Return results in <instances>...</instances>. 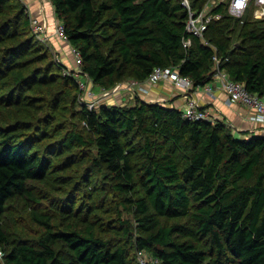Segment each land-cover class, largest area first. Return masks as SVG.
I'll use <instances>...</instances> for the list:
<instances>
[{"label":"trees","instance_id":"trees-1","mask_svg":"<svg viewBox=\"0 0 264 264\" xmlns=\"http://www.w3.org/2000/svg\"><path fill=\"white\" fill-rule=\"evenodd\" d=\"M50 1L94 84L114 86L126 75L142 82L170 67L200 87L216 57L232 80L264 97V19L246 15L240 25L218 6L208 44L191 37L184 48L182 0ZM206 1L189 4L199 11ZM101 36L112 39L108 52ZM64 69L33 33L25 3L0 0V218L17 197L41 203L30 182L51 181L65 196L45 197L52 215L31 212L44 229L35 243L10 240L0 222L3 264H140L139 250L166 264H264V136L240 138L224 121L188 119L157 102L88 108ZM78 161L85 166L76 181L66 173ZM104 172L130 204L133 226L119 217L103 223L78 202L97 194L93 179Z\"/></svg>","mask_w":264,"mask_h":264},{"label":"rangeland","instance_id":"rangeland-1","mask_svg":"<svg viewBox=\"0 0 264 264\" xmlns=\"http://www.w3.org/2000/svg\"><path fill=\"white\" fill-rule=\"evenodd\" d=\"M97 2H101L102 0H96ZM189 3H191V0H188ZM247 17V16H246ZM252 20L254 18L250 17ZM245 19V18H244ZM238 20L240 25L243 23V20ZM59 21V20H57ZM60 22V21H59ZM240 28V27H239ZM238 31H236L232 35L233 41H237L238 38ZM107 34H111L110 31H108ZM101 35V34H100ZM108 36V35H106ZM41 44L48 47V42L41 41L39 38H37ZM43 39V38H42ZM99 40L102 41L105 46V51L108 52V49L112 46V39L109 37H99ZM67 44V42H65ZM71 45L69 46L70 49ZM48 49L53 53L54 58L58 60L57 55L58 53L55 52V49L52 47H48ZM74 60V59H73ZM59 61V60H58ZM75 69H64V74H71L73 76L81 74V65L77 66L74 62ZM65 67V66H64ZM76 77V76H75ZM81 80V79H79ZM133 83H136V81H132L131 77L127 76L121 80L117 85L109 86V87H103L99 86L97 84H94L91 79H88V84L90 87L93 86L95 88L93 91V95L91 97L87 96L85 92L80 91V97L79 100L81 103L88 106V104L93 103V108L97 109L99 106H133L141 99L134 93L138 91L139 93H145L138 90H130ZM202 87V86H200ZM126 88L133 94H125L126 99L122 101L121 98H117L116 95L118 92H113L114 90H122ZM145 89V88H144ZM146 90V89H145ZM190 91V90H189ZM109 92V94H108ZM124 98V97H122ZM143 101V100H142ZM78 107H76L77 110ZM204 109V108H202ZM208 113V112H207ZM208 119L211 122H215L216 120H213L210 118V115L208 113ZM79 127V125H77ZM138 141L135 142L137 144ZM87 151L84 153L78 154L77 158H81L83 154H86ZM93 153V152H91ZM87 159L90 158V155H87ZM84 163L77 162L72 171H68L66 174L70 177H73L74 180L78 181V179L75 178V176L78 173L83 172L84 170ZM139 168V155L133 154L132 155V171L135 177V180L138 179V169ZM114 180L109 175V173H99L97 176L94 177L93 183L94 188L96 187L97 194L89 199V195L81 196L82 200H78L80 204L90 205L92 206V210L96 211L95 218H99L103 223L107 221L108 219H116L117 217L120 218L121 221L124 223L133 226L134 224V218L133 214L130 209V204L124 203L125 195L118 194L116 192H113L111 190V185L113 184ZM53 182L49 181L48 183H35L30 182V187L32 189V193L35 196H38L41 200V203L36 204L30 199L20 198L17 197L7 203L6 211L1 216L0 222L2 224L3 229L7 232L10 240H16L18 238H22L23 240H26L31 243H35L39 240V238L43 235L44 229L42 226H40L35 220L32 219L31 212L34 210H37L39 212H47L52 215V213L49 211V201L45 200V197H51L52 199H64L65 196L59 194L54 188H53ZM85 187H82V190ZM67 190L70 192V194L80 197L79 194H76L77 190L75 189L74 185H70L67 187ZM81 193V192H80ZM66 205V201L60 202V206ZM58 219L56 220V222ZM162 221H165L162 219ZM172 222H182V220H171ZM109 234V232H108ZM55 249L64 251V246L61 244V242H57L55 244ZM0 264H3V261L0 260Z\"/></svg>","mask_w":264,"mask_h":264},{"label":"built area","instance_id":"built-area-1","mask_svg":"<svg viewBox=\"0 0 264 264\" xmlns=\"http://www.w3.org/2000/svg\"><path fill=\"white\" fill-rule=\"evenodd\" d=\"M182 5L187 10L185 31L187 32L188 37L182 40V45L184 48L190 46L191 37L199 38L204 44H208V42L204 40V34L212 22L218 21L222 17V13L214 11L218 6L225 7L228 14L237 20L244 19L246 15L254 18V20L264 19V0H207L199 11L192 10L188 0H182ZM30 24L31 29L37 38L43 40L41 38L44 32L43 26L36 19H30ZM55 33L58 38L68 42L64 31V26L59 21L56 23ZM70 53L73 56L74 63L77 66H80V51L75 47H70ZM213 59L214 66L212 78L209 83L202 86L203 92L209 96H212V83L217 84L219 89H221L227 95L230 103H238L252 110V114L250 115L251 121L264 124V97L249 93L242 83L232 80L228 73L220 67L219 58L214 57ZM75 76L74 77L78 82L79 89L85 92L87 96L91 97L93 95V87L88 86L85 81L79 80V75L75 74ZM161 81H170L178 90L181 91H189L194 88L193 82L189 77L181 75L177 69L170 67L153 68L146 80L142 82H136V86L139 91L146 92L143 87L144 83L155 85ZM93 106V103L88 104V108H93ZM181 111L183 116L188 119L209 120L206 110L199 107L197 101L194 99H189ZM2 256L3 253L0 249V258ZM137 259L140 264H166L160 259L151 256L144 250L137 251Z\"/></svg>","mask_w":264,"mask_h":264},{"label":"crops","instance_id":"crops-1","mask_svg":"<svg viewBox=\"0 0 264 264\" xmlns=\"http://www.w3.org/2000/svg\"><path fill=\"white\" fill-rule=\"evenodd\" d=\"M27 6V10L30 19H36L44 28L41 38L48 42V47L55 49L58 53L57 58L60 63L67 69H75L73 64V56L70 53L69 42L65 44V41L57 37L55 33V27L57 23V17L54 12V7L50 0H21ZM78 79L85 81L88 84V78L84 74H78ZM136 83L130 88L122 90H114L118 92L117 98H121L122 101L126 99L125 94H133V92L127 90H138ZM212 96L203 92L202 87H194L190 91L178 90L170 81H161L158 84L150 85L144 83L143 87L146 89L145 93L136 94L141 100L145 102H157L165 106L182 110L189 99L197 101L199 107L204 108L209 113L210 118L213 120L224 121L231 128L234 135L240 138H247L250 135L264 136V124H259L250 120L252 110L242 106L238 103H230L227 95L219 89L217 84H213ZM93 87V86H92ZM93 88L92 90H94ZM109 94V92H108ZM124 97V98H122ZM242 132H248L246 135H242ZM242 133V134H241Z\"/></svg>","mask_w":264,"mask_h":264},{"label":"bare ground","instance_id":"bare-ground-1","mask_svg":"<svg viewBox=\"0 0 264 264\" xmlns=\"http://www.w3.org/2000/svg\"><path fill=\"white\" fill-rule=\"evenodd\" d=\"M72 47V46H71ZM80 74V73H79Z\"/></svg>","mask_w":264,"mask_h":264}]
</instances>
